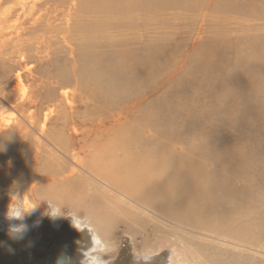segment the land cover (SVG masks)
<instances>
[{
	"label": "bare ground",
	"instance_id": "obj_1",
	"mask_svg": "<svg viewBox=\"0 0 264 264\" xmlns=\"http://www.w3.org/2000/svg\"><path fill=\"white\" fill-rule=\"evenodd\" d=\"M217 14H237L248 24L239 32ZM209 31L182 63V46ZM53 50L71 61L53 60L41 71ZM177 65L184 70L179 77L165 79ZM9 110L15 117L4 115ZM258 120L264 121V0H0L6 237L4 213L15 188L39 205L36 222L42 199L61 210L68 204L71 226L75 220L91 231L85 256L99 244L113 249L112 226L127 220L126 228L154 225L157 242L146 238L145 253L171 238L178 264H262L255 257L264 255V219L251 203L264 206V196H253L264 191L263 151L232 145ZM27 157L34 159L30 170ZM9 246L0 243L4 260Z\"/></svg>",
	"mask_w": 264,
	"mask_h": 264
},
{
	"label": "rangeland",
	"instance_id": "obj_2",
	"mask_svg": "<svg viewBox=\"0 0 264 264\" xmlns=\"http://www.w3.org/2000/svg\"><path fill=\"white\" fill-rule=\"evenodd\" d=\"M210 1V0H209ZM219 16V19H221L223 21V24L226 26H230L231 23H234L231 28L241 32L244 28H246L244 25H247L248 23H245V18H243L242 16H238L237 14H229L227 16V18H222V16H220L219 14H217ZM245 17V16H244ZM240 18H242L240 20ZM218 19V20H219ZM217 20V21H218ZM244 20V21H243ZM238 23V24H237ZM244 27V28H243ZM190 29V28H189ZM211 31H209L206 34H201V36H203L202 38L197 39L195 42H193L191 39H189V42L187 45H183L181 48V53L180 56L183 58L182 63H184L185 61L188 62V60L190 59V56L194 54V52L197 50V48L207 40V36L208 34H210ZM56 50H53V52ZM63 53V54H62ZM59 53V58L56 56L57 55V51L54 52L53 56L52 53H50L48 55V58H46L47 62L44 61V63L40 66V70L41 71H46V69H49L50 66L47 65H55L56 63H58L60 60V63H62V61H66L69 59L68 62H70V58L68 53L66 52H62ZM67 54V55H66ZM57 57H55V56ZM67 56V59H66ZM64 59V60H62ZM50 60H52L50 62ZM56 63H53L54 61ZM80 61V60H79ZM52 63V64H51ZM58 67V66H56ZM62 69V66L59 67ZM70 73L73 72V69L70 67V69H68ZM72 72H71V71ZM182 71L184 70H180V68L178 67V65L176 67H174L172 69V71H170L165 77V79H170L172 80V82H174L179 75L182 73ZM13 72V70H11V72L9 71L8 75H10ZM159 80L163 79V76L158 77ZM170 82V81H169ZM27 83V81H26ZM44 87L38 88L37 84H34L36 88L39 89V91H43V90H47V80L44 81ZM28 84V83H27ZM73 87H76V84H72ZM155 85V84H153ZM155 87L157 88L158 86L155 85ZM170 87V86H169ZM168 85L166 87H159L158 90H156V94H154V99H159L162 94L166 91V88H169ZM38 91V92H39ZM189 103H187L188 105ZM187 108L189 110H192V106L188 105ZM105 112H109V111H105ZM5 116L8 115L9 117H15V115L9 110L8 113L4 114ZM82 117V116H80ZM90 117V116H89ZM92 117V116H91ZM113 118H111L112 121ZM98 121V118L93 122L90 119L88 121L85 120V123H88V127L89 124H95ZM108 121L107 124H113L115 126H117L115 123ZM212 122L216 123V120H214V118L212 119ZM82 122H77V124H79V126L81 125ZM54 125V126H53ZM52 127H57V126H62V122L59 121L58 123H51ZM264 121L263 120H258L252 124H248L247 123V128L240 134H236L235 135V139L232 140V145L234 146H248V147H252L253 151L256 149H261L263 151L262 154V158L264 159ZM229 127V128H228ZM224 126L223 130L228 131L230 130V133L233 131L232 128L230 126ZM69 128V127H68ZM228 129V130H227ZM66 132H68L66 130ZM17 145H21V143H18ZM167 150H169L170 146L166 147ZM43 154V153H42ZM41 154V155H42ZM17 156V153L16 155ZM45 155H42V157H44ZM6 157L4 156H0V165L2 168H5L7 166V159H5ZM41 162H43L44 158H40ZM52 159V158H50ZM25 160L28 161V167H26V169L30 170L32 167V164L34 163V159L30 160V157H27ZM21 161H19V159L13 160V165H16L18 168H20V163ZM29 172V171H28ZM154 172H155V177L159 180L158 176L161 172V166H159L158 164L154 167ZM258 193V195H257ZM264 191H262L261 193L257 190L256 193L253 194V196L258 198H261L259 200L262 201V198L264 196ZM261 194V195H260ZM263 194V195H262ZM260 195V196H259ZM4 197L8 200V195ZM3 197V201H5V198ZM254 197V198H255ZM253 201V200H252ZM251 201V202H252ZM258 201V200H257ZM256 203H251V204H256L259 208V214L258 216L255 217H259L260 219H264V216L262 217L261 214H263L264 211V206L263 210L260 209L259 205L261 204H257ZM260 201V203H261ZM42 205L40 206L41 208V217H39V220L41 219V221L38 223L39 225V229L37 230H32L33 227H35L34 225H36V215L33 214L31 216L28 217L27 222L28 223V228L29 231L26 232L24 238L22 240H12L9 237H6L4 232L0 231V243L1 242H9V248H12V251H8L6 250L5 254L9 255L10 257L7 260H4L5 257L4 255H2V252L0 251V264H33V262H38L40 264H50V259L55 257L56 255H68L72 258L73 264H80V260L82 259L81 253H83V249L86 248L90 243H92V238H91V231L89 230L88 227H84L81 230H77L75 228H73L71 226V223L69 221H71L72 219V215L73 212L71 211L70 206L67 204V206L65 208H63L61 210L62 212V216L58 217L56 219H51L46 215H43L44 212H46L49 208V202L45 199L41 200ZM48 202V203H46ZM259 203V202H258ZM46 204V205H45ZM43 208V209H42ZM1 209V207H0ZM261 210V211H260ZM72 214V215H71ZM264 215V214H263ZM72 216V217H71ZM63 217V218H62ZM262 217V218H261ZM71 218V219H70ZM257 219V221H260L262 223V220ZM62 220V222H60V225L58 227H54V222L56 221H60ZM41 223V224H40ZM129 225V222L126 220L125 222H123L122 220H118L116 223H114L113 227V251L111 252L110 256H111V260L109 262V264H178L177 262H173L172 261V255H173V250L171 248V238L169 237H165L164 239L160 240V244L161 246H155L158 247L156 249L155 252H144V242L145 239L147 238V240L149 241V243L151 242V245H154L155 242H157L156 239V235L153 234V227L154 225L148 224L146 226H144L145 229L139 228V227H135L136 225H131L132 227L126 228ZM135 227V228H134ZM162 234L168 235L167 230H164L162 232ZM264 235V233L262 234V236ZM43 237H48L49 239H51L54 243L55 240L57 239H61V242L59 245H55L53 244V246H44V244L42 243V238ZM76 240H79V243H77ZM159 242V241H158ZM65 243H67V246L64 247ZM156 244V243H155ZM148 249V248H147ZM154 250V249H153ZM248 253H250V255L254 254V251L251 250H247ZM256 253V252H255ZM42 254V255H41ZM255 258H260V261L263 264V260H264V255H258Z\"/></svg>",
	"mask_w": 264,
	"mask_h": 264
},
{
	"label": "clouds",
	"instance_id": "obj_3",
	"mask_svg": "<svg viewBox=\"0 0 264 264\" xmlns=\"http://www.w3.org/2000/svg\"><path fill=\"white\" fill-rule=\"evenodd\" d=\"M6 145L0 142V152L6 151ZM39 205L35 202L22 198L19 193L13 188V195L11 201L7 207V211L4 213V218L8 222L7 234L12 240H22L28 231V225L25 220L28 216L33 215L38 210ZM43 215L48 216L51 219H56L62 216L61 209L59 207L49 205V208ZM37 224L39 221L36 222ZM73 227L79 230L80 225L77 221L73 220ZM79 243V241H77ZM9 251H12L9 248ZM113 249H109L102 244L95 247L92 254L87 256L81 253L82 259L80 264H109V261L105 258ZM55 264H73L72 258L68 255H60L57 257Z\"/></svg>",
	"mask_w": 264,
	"mask_h": 264
},
{
	"label": "flooded vegetation",
	"instance_id": "obj_4",
	"mask_svg": "<svg viewBox=\"0 0 264 264\" xmlns=\"http://www.w3.org/2000/svg\"><path fill=\"white\" fill-rule=\"evenodd\" d=\"M60 242H61V239H60V238L57 239V240H55L54 243H53V241H52L51 239H49L48 237H43V238H42V243L44 244L45 247H46V246H50V245L53 246V244H55V245H59ZM41 255H42V254H41ZM57 256H59V255H56L55 257H57ZM55 257H53V258L50 259V264H53V263H52V260H53Z\"/></svg>",
	"mask_w": 264,
	"mask_h": 264
},
{
	"label": "water",
	"instance_id": "obj_5",
	"mask_svg": "<svg viewBox=\"0 0 264 264\" xmlns=\"http://www.w3.org/2000/svg\"><path fill=\"white\" fill-rule=\"evenodd\" d=\"M59 256H60V255H59ZM59 256H57V257H59ZM57 257H55V258L52 260V263H53V264H55V261H56Z\"/></svg>",
	"mask_w": 264,
	"mask_h": 264
}]
</instances>
